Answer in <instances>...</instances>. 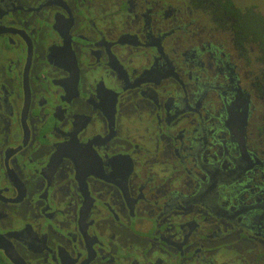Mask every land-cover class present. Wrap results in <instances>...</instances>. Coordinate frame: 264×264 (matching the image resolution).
<instances>
[{"label":"flooded vegetation","instance_id":"1","mask_svg":"<svg viewBox=\"0 0 264 264\" xmlns=\"http://www.w3.org/2000/svg\"><path fill=\"white\" fill-rule=\"evenodd\" d=\"M250 8L0 0V235L24 264H242L264 245Z\"/></svg>","mask_w":264,"mask_h":264},{"label":"trees","instance_id":"2","mask_svg":"<svg viewBox=\"0 0 264 264\" xmlns=\"http://www.w3.org/2000/svg\"><path fill=\"white\" fill-rule=\"evenodd\" d=\"M232 6L231 1L228 6ZM231 10V9H230ZM232 12V10H231ZM238 30L247 36L260 47L261 61L264 62V15L255 11L254 8L246 10V15H242L237 22ZM0 264H8L0 253Z\"/></svg>","mask_w":264,"mask_h":264},{"label":"rangeland","instance_id":"3","mask_svg":"<svg viewBox=\"0 0 264 264\" xmlns=\"http://www.w3.org/2000/svg\"><path fill=\"white\" fill-rule=\"evenodd\" d=\"M237 5L256 8L264 14V0H234ZM238 248V247H235ZM264 245L249 247L240 252L242 264H264ZM251 258H253L251 260Z\"/></svg>","mask_w":264,"mask_h":264},{"label":"water","instance_id":"4","mask_svg":"<svg viewBox=\"0 0 264 264\" xmlns=\"http://www.w3.org/2000/svg\"><path fill=\"white\" fill-rule=\"evenodd\" d=\"M2 236L0 235V249L3 250L4 255L10 259L13 264H24L22 260L16 255V253L11 249L10 245L7 244L4 240H1Z\"/></svg>","mask_w":264,"mask_h":264}]
</instances>
